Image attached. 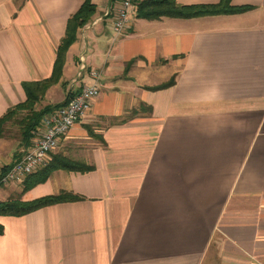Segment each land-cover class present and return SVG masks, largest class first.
I'll return each instance as SVG.
<instances>
[{"label":"crops","instance_id":"1","mask_svg":"<svg viewBox=\"0 0 264 264\" xmlns=\"http://www.w3.org/2000/svg\"><path fill=\"white\" fill-rule=\"evenodd\" d=\"M140 1L117 36L121 0H93L97 12L78 30L59 82L36 104L49 114L92 83L89 71L101 72L91 111L49 157L94 169L57 170L24 194L0 187L11 188L7 200H82L0 216V264H264V0H232L253 7L242 14L154 21L138 19ZM83 2L0 0V118L25 103L24 83L52 77ZM19 115L20 124L27 113ZM43 119L28 144L20 124L17 146L5 125L0 173L41 137Z\"/></svg>","mask_w":264,"mask_h":264},{"label":"trees","instance_id":"2","mask_svg":"<svg viewBox=\"0 0 264 264\" xmlns=\"http://www.w3.org/2000/svg\"><path fill=\"white\" fill-rule=\"evenodd\" d=\"M178 0H142L137 3V17L148 21L160 20L162 18H175V19H195L207 16H220V15H235L246 13L253 9L250 6L234 7L232 0H220L217 4L211 5H194V6H181ZM97 7L93 0H84L79 11L69 19L66 35L61 41L57 57L54 64V71L50 79L41 82H28L24 83L23 87L27 96L25 103L20 104L10 109L6 115L0 118V137L5 132V125L14 120L20 113H27V117L20 122L22 126V135L25 143L28 144L33 137V133L40 126L43 116H45L51 108L37 111L35 109L46 94L47 90L57 84L62 76L64 65L66 62V55L75 42H77L78 30L83 28L92 17L96 14ZM175 79H172L159 86L149 88L152 91L163 90L170 88L174 85ZM70 100V99H69ZM68 100V101H69ZM68 101L58 106H64ZM127 120L123 119L121 123H126ZM17 160H20L19 158ZM13 164V163H12ZM5 167L0 173V179L12 166ZM94 168L88 166L83 162L71 160L63 156H53L48 164L42 167L37 172L28 176L22 186V194L30 191L31 189L46 183L51 175L57 170H69L71 172L86 173L92 171ZM82 200L81 197L69 192H62L58 195L44 196L32 201H23L21 198H11L8 200H0V216L3 217H22L31 212L38 211L43 208L68 202H75ZM4 232L3 225L0 224V235Z\"/></svg>","mask_w":264,"mask_h":264},{"label":"built area","instance_id":"3","mask_svg":"<svg viewBox=\"0 0 264 264\" xmlns=\"http://www.w3.org/2000/svg\"><path fill=\"white\" fill-rule=\"evenodd\" d=\"M137 0H121L115 11L112 29L115 35H122L130 25V13ZM108 15V14H107ZM81 59V70H85V61ZM101 72L89 71L92 79L90 85L82 87V91L70 98L64 105L44 116V131L33 147L20 160L13 162L5 175L0 179L1 185H21L31 174L37 172L49 162L50 155L59 147L60 140L72 128L81 122L91 111L95 100L100 96ZM81 76V73L79 74Z\"/></svg>","mask_w":264,"mask_h":264},{"label":"rangeland","instance_id":"4","mask_svg":"<svg viewBox=\"0 0 264 264\" xmlns=\"http://www.w3.org/2000/svg\"><path fill=\"white\" fill-rule=\"evenodd\" d=\"M130 16H131L130 18L135 19L134 18L135 17L134 16V9L131 11V15ZM70 59H71V57H70ZM80 78H81V76H80ZM61 96H62V92L58 91L56 94H54V96L52 98L55 99V100H58ZM22 117H23L22 115H19L14 121L10 122L12 129L9 130V134H11L12 140L14 139V145L15 146H17V144H18V142H19V140L21 138L19 120ZM59 145H60V143H59ZM6 186H4V187H6ZM0 187H2V185ZM9 189H11V188H8V189H1L0 188V200H7L8 196H7V193H5V191H9Z\"/></svg>","mask_w":264,"mask_h":264}]
</instances>
